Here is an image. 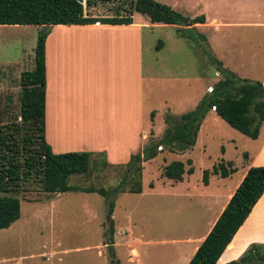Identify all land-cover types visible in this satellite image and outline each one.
<instances>
[{
	"label": "rangeland",
	"instance_id": "obj_1",
	"mask_svg": "<svg viewBox=\"0 0 264 264\" xmlns=\"http://www.w3.org/2000/svg\"><path fill=\"white\" fill-rule=\"evenodd\" d=\"M154 1L168 7L161 1L172 3L171 0ZM224 2H227L224 5L226 21L264 22V0ZM233 2L236 6L230 5ZM82 6L85 15L99 18L124 15L122 9H127L125 4L102 2L88 7L83 2ZM173 10L189 18L194 16ZM136 21L147 24L141 30L143 72L148 79L159 76L165 80L158 90L156 82L148 85V102L155 106L158 114L152 120L150 113L146 121L149 131L135 154L160 139L166 113L178 117L193 111L220 79L197 44L178 36L175 26L150 28L149 21L138 14ZM38 29L0 26V125H17L19 138L27 131V125L20 120L19 76L33 69ZM210 41L208 49L224 69L240 79L264 82V28L224 25ZM80 67L86 71V65ZM263 142L264 119L257 138L252 140L231 129L212 110L208 111L200 122L192 149L173 154L157 148L155 158L140 164L144 169L141 193L116 194L112 198L111 214L107 213L104 199L98 194H46L40 189L39 178L33 177L24 191L16 195L0 193V196H16L19 200L18 220L0 230V264H172L188 251L185 244H177V241L200 233L210 214L201 206V198L196 197L203 189L202 172H210L220 162L230 163L234 173L228 180L212 179L220 181L227 189L249 160L257 159L255 156ZM187 159L191 160L193 172L184 181L172 185L161 176L166 164ZM123 172L124 166L105 165L100 155H91L87 172L69 177L67 184L77 189L111 191L122 184ZM124 181V188L130 187V178ZM231 248L232 244L227 250ZM225 258L226 255L221 260Z\"/></svg>",
	"mask_w": 264,
	"mask_h": 264
},
{
	"label": "trees",
	"instance_id": "obj_2",
	"mask_svg": "<svg viewBox=\"0 0 264 264\" xmlns=\"http://www.w3.org/2000/svg\"><path fill=\"white\" fill-rule=\"evenodd\" d=\"M83 2L86 7L96 2L125 4L127 9H122L124 15L91 17L84 14ZM133 13L146 17L151 24L175 26L178 36H184L197 44L220 79L213 84L211 91L203 96L193 111L178 117L167 113L163 116L165 128L160 139L145 146L140 153L129 157L124 165L122 184L117 188L106 191L71 187L67 184L69 177L87 172L90 154L70 152L54 155L44 142L43 86L46 31L41 33L39 30L43 26L57 25H130ZM203 22V16L189 18L154 0H0V26L39 28L34 47L33 69L22 72L19 76L20 120L27 125L26 134L19 138L17 125H0V193L16 195L24 191L29 180L37 177L41 191L46 194L67 192L98 194L104 199L107 213L111 214L112 198L116 194L141 192L140 164L155 158L157 148L173 154L192 149L200 122L208 111L212 110L231 129L255 140L264 119V85L240 79L222 67L211 55L205 37L194 27L195 24ZM191 164L189 159L185 163L172 161L162 167L161 176L173 182L180 181L184 174H192ZM233 172L230 163L223 165L220 162L213 166L210 172H202L201 182L206 185L209 174L225 178ZM128 177L130 187L124 188L126 184L124 179ZM263 192L264 167H248L221 214L187 264H217L224 249L226 250L231 243L236 231ZM18 218V198L11 195L0 196V230L7 229ZM262 249V245L250 244L241 256L225 264H264Z\"/></svg>",
	"mask_w": 264,
	"mask_h": 264
},
{
	"label": "crops",
	"instance_id": "obj_3",
	"mask_svg": "<svg viewBox=\"0 0 264 264\" xmlns=\"http://www.w3.org/2000/svg\"><path fill=\"white\" fill-rule=\"evenodd\" d=\"M161 2L180 12L193 14V17L203 16L204 22L194 27L205 35L208 45L212 43L210 37L224 28V25L264 28V22L260 20L236 23L226 21L224 5L227 2L224 0ZM230 5L236 6L235 2ZM138 23L136 13H133L130 25L46 27L43 121L44 142L52 154L81 152L90 156L100 155L106 165L112 163L122 167L138 151L149 131L146 121L150 113L152 120L158 114L155 106L148 102V85L156 82L158 90L165 80L159 76L148 79L143 72L141 30L147 24ZM148 26L154 28L165 25L150 23ZM82 65H86V71L80 67ZM261 83L264 85V82ZM255 157L257 159H250L238 179L227 189H224L220 181L213 182L212 179L228 180L232 173L225 178L210 175L207 184H202L203 189H200L196 197L201 198V206L210 214L205 218L204 229L200 233L177 241V244H185L188 251L172 264L188 263L241 182L247 168L264 167V142ZM141 171H144L143 167ZM188 176L184 174L177 182L170 180L171 184L182 182ZM230 242L217 264L237 259L250 244L264 245V192ZM231 244L232 248L228 251ZM225 255L226 258L221 260Z\"/></svg>",
	"mask_w": 264,
	"mask_h": 264
},
{
	"label": "water",
	"instance_id": "obj_4",
	"mask_svg": "<svg viewBox=\"0 0 264 264\" xmlns=\"http://www.w3.org/2000/svg\"><path fill=\"white\" fill-rule=\"evenodd\" d=\"M45 29H46V27L43 26V27L41 28V33L44 32ZM108 249H110V246L108 247Z\"/></svg>",
	"mask_w": 264,
	"mask_h": 264
}]
</instances>
